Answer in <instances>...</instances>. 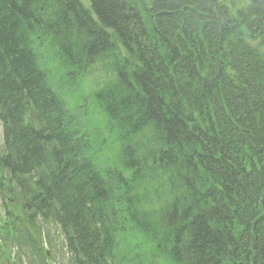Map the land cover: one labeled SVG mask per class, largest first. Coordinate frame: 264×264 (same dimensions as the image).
<instances>
[{"label":"trees","instance_id":"1","mask_svg":"<svg viewBox=\"0 0 264 264\" xmlns=\"http://www.w3.org/2000/svg\"><path fill=\"white\" fill-rule=\"evenodd\" d=\"M42 39L78 70L123 48L96 93L119 164L88 156ZM0 122V190L19 193L25 221L62 229L72 264H128L115 254L126 224L175 264H264V0L236 13L222 0H0ZM143 183L166 200L159 229Z\"/></svg>","mask_w":264,"mask_h":264},{"label":"rangeland","instance_id":"2","mask_svg":"<svg viewBox=\"0 0 264 264\" xmlns=\"http://www.w3.org/2000/svg\"><path fill=\"white\" fill-rule=\"evenodd\" d=\"M224 1L233 10L248 4V0ZM81 2L88 6V0ZM40 41L41 67L46 71L49 83L63 99L68 111L75 116L80 132L87 135L90 145L88 156L90 155L100 168L112 163L119 164L121 142L118 129L108 119L96 99V93L113 81L115 73L110 68H104L105 61L101 60L81 70L69 67L58 55V49L50 45L46 39ZM252 44L258 46L255 41ZM147 134L148 132L145 131L143 135ZM2 140L0 123V148ZM145 151L147 149L142 150V153ZM143 185L149 192H153L151 195L153 198L144 200L141 206V210L148 215V219L144 220L154 224L155 229H159L161 209L155 202L157 197L154 185L148 184L150 188L144 183ZM137 192L143 193L138 189ZM156 201L166 202L163 198ZM5 209L19 217L11 222V216L5 213ZM21 216L16 193L0 192V264H71L64 238L55 224L38 219L34 224L29 225L21 221ZM22 223L23 229L35 242L32 243L19 230ZM162 233L165 234L164 231ZM162 233L158 237L159 241L164 238ZM155 241L132 225L126 224L118 234L115 254L128 264H175L164 256L159 250L160 243ZM161 244L164 246L163 242Z\"/></svg>","mask_w":264,"mask_h":264},{"label":"bare ground","instance_id":"3","mask_svg":"<svg viewBox=\"0 0 264 264\" xmlns=\"http://www.w3.org/2000/svg\"><path fill=\"white\" fill-rule=\"evenodd\" d=\"M224 3H225V1L224 0H222ZM228 7H229V9L233 12V13H236L239 9H241V8H243V7H241V8H238V9H236V10H233V9H231V7L227 4V3H225ZM245 7V6H244ZM122 52H123V48L122 47H119V50H118V52L116 53V55H115V57L113 58V60H111V62L112 61H115V62H118V61H120L121 63H122V60H121V55H122ZM111 62H108L107 64H104L103 66H104V68H110V66L112 65V63ZM90 66V65H89ZM87 67V66H86ZM127 67H129V66H127ZM113 72H114V70H112ZM106 87H107V85L106 86H104V87H102L99 91H102V90H105L106 89ZM87 136V135H86ZM87 139H88V137H87ZM88 142H89V140H88ZM156 189H160V187L159 186H157V188ZM160 191H162V189H160ZM165 195H167V193L165 192ZM153 197L152 196H148V199H152ZM155 202L160 206V209H161V211H163L164 212V210L167 208V204L166 203H159V202H157L156 200H155ZM140 203V202H139ZM143 205V204H142Z\"/></svg>","mask_w":264,"mask_h":264}]
</instances>
